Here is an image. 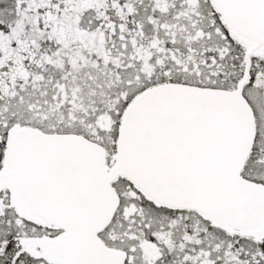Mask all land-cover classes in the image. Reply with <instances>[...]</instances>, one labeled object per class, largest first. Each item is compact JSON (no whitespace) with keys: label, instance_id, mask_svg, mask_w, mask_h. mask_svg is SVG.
Instances as JSON below:
<instances>
[{"label":"snow or ice","instance_id":"1","mask_svg":"<svg viewBox=\"0 0 264 264\" xmlns=\"http://www.w3.org/2000/svg\"><path fill=\"white\" fill-rule=\"evenodd\" d=\"M0 264H264V0H0Z\"/></svg>","mask_w":264,"mask_h":264}]
</instances>
